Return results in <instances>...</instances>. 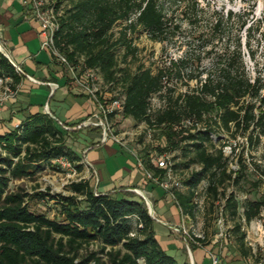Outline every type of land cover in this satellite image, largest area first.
Listing matches in <instances>:
<instances>
[{
  "label": "trees",
  "instance_id": "obj_1",
  "mask_svg": "<svg viewBox=\"0 0 264 264\" xmlns=\"http://www.w3.org/2000/svg\"><path fill=\"white\" fill-rule=\"evenodd\" d=\"M55 1L54 9L59 14L55 44L60 52L71 64H77L83 57L85 66L99 69L105 82H112L115 87L122 85L126 96L122 116L158 131L163 140V146L157 147L159 153L179 152L176 157L182 158V163L173 164V171L200 166L199 171H191L183 179V190H173L182 216L194 219L195 190L203 181L207 182L206 192L214 201L221 195L219 188L224 192L227 182L239 186L246 180L252 188L259 187L261 179L253 181L251 176L264 175V161H252L250 173L239 155L238 168L228 169L225 145L217 146L223 134L233 140L242 137L254 152L264 142V76L248 74L241 56L240 34L230 37L231 19L239 15L215 13L206 32L200 31L185 41L183 54L167 67L153 73L139 64L132 72L128 67H120L117 50L124 49V61L130 56L136 59L139 49L133 36L139 29L154 42L173 40L182 32L181 25L175 23L177 17L190 28L199 26L200 0ZM120 22L126 25L115 37L112 31ZM245 26L246 22L241 21L239 31ZM252 29V24L245 29L247 47ZM204 57L211 60L210 70L197 69ZM250 57L253 58L252 53ZM0 76L12 78L15 89L23 80V75L2 52ZM173 79L187 89L177 92L169 84ZM189 81H195V87L190 88ZM67 86L70 90L75 88L69 77ZM154 96L161 98L162 107L151 109L150 100ZM82 121L63 125L76 127ZM62 128L48 113L30 114L16 127L1 128L0 264H88L92 259L104 264L96 253L75 263L79 250L90 244L99 246L110 264H187L178 263L159 246L153 219L144 202L133 196L95 192L90 180L70 183V195L43 191L29 194L23 188L10 189L13 182L35 180L48 169H59L56 161L60 158L68 159L78 171L83 170L84 166L78 164L81 157L67 145L69 131ZM229 148L232 154L234 147ZM142 160L145 168L162 176L163 170L153 165L150 156ZM30 199L53 201L57 217L32 211ZM238 207L232 194L226 197L224 208L232 218L238 215ZM242 207V220L249 224L264 209V195L246 200ZM240 225L233 227L238 234L234 244L245 257L249 251L243 242L244 233H239ZM196 241L202 242L199 238Z\"/></svg>",
  "mask_w": 264,
  "mask_h": 264
},
{
  "label": "rangeland",
  "instance_id": "obj_2",
  "mask_svg": "<svg viewBox=\"0 0 264 264\" xmlns=\"http://www.w3.org/2000/svg\"><path fill=\"white\" fill-rule=\"evenodd\" d=\"M182 1L185 0H180V2ZM55 3L56 1L52 0L53 6H55ZM174 6L175 5H172L173 8H175ZM166 7L168 8L169 6L166 5ZM199 7L202 10L200 13V25L195 26V28H190L188 25H186L185 22L182 21L181 18L177 17L175 19V23L181 25V35L175 37L173 40H170L168 42L159 43L151 41L148 38L147 34L141 29H139L138 32L133 36L134 45H136V47L139 49L138 57L136 59H133L130 56L126 61H124V49L117 50V56L120 67H128L132 72H134L138 65L141 64L144 68H150L151 71L155 73L157 69L167 67L169 63L175 61V59H177L183 54V51L186 49V45L184 44L185 41L191 40L192 37L196 34L198 35V32L200 31L206 32V30L208 29V24L212 21V17L215 16V13L225 14L226 12H232L233 14L239 15V17L231 19L230 23H233V27L230 32V37L232 39V37L237 36L238 33L240 34V49L245 70L251 77H254L258 73L261 76H264V0H200ZM241 21H245L246 26L241 31H239L238 27ZM250 24H252L253 29L250 33L251 38L249 39V47H247L245 29ZM125 25L126 22H120L114 27L112 32L115 37L119 35V31ZM45 53L46 55H48V57H51L48 52ZM250 53H252L253 58L250 57ZM50 66L53 72L55 70L61 71L62 69V66L60 64L55 63L53 61L50 62ZM197 69L210 70V58L204 57L201 60L200 65L199 67H197ZM64 70L66 71L65 68ZM169 84L175 86L177 88V92H183L187 89L180 82H175L174 79L170 81ZM188 84L190 88H193L195 87L196 82L189 81ZM116 90L118 91V93H122V85L117 86ZM62 93H64L63 96ZM39 95V87H34V89L30 92L23 91L18 96V99L21 103L29 102V100L38 102V100L41 99ZM56 101L61 103L58 107H55ZM75 103L78 105L77 108L79 110L84 109L88 105L86 99L83 100V98H78L77 96H75V93H71L68 86L61 87L57 91L55 98L50 102V106L48 107V109L54 112V119L60 128H62V123L67 122V114L69 112H74L73 108L75 106ZM150 103L151 109L162 107L164 105L163 101L159 96L152 97ZM41 104L42 106L40 105L39 108L42 111H45L47 103H45L44 100ZM91 111L92 107L90 106L89 112ZM22 117V114L16 115L15 119L12 122L13 126L19 120H21ZM112 121L116 124L115 126L117 127V130L122 129L131 131L137 126V124L132 119L124 118L123 116L116 117L112 119ZM158 133V131L152 130L150 137H146L145 134H142L134 141L129 142L128 148L133 151L135 155L139 156L142 159L147 156H153L155 154H158L159 150L157 147L163 146V140L159 138ZM100 136L101 132L98 128L92 127L70 130L67 133V145L81 158H83L84 155L88 156L86 160L87 162L91 163L92 166H94V164L92 163L93 160H98L100 164H104L103 166L99 167L101 168V175H103V177L115 175L119 170L121 171L122 166L130 167L127 163L128 161L129 163L132 162L137 164L136 158L133 157V153L132 155L128 154L126 150H122V148L118 144H115L111 141L103 145L105 147L104 149L96 148L91 149L88 152V149L92 148L97 142L100 141ZM220 139L221 143L217 144V146L223 144L225 145V147L223 148V152L225 156L229 157L228 169L235 170L238 168L239 164L237 163V157L239 155H242L243 161L247 163V166L250 169V173H253L250 165L252 161H258L263 163V141L259 148L254 152L248 149L244 142V139L240 136L233 140L228 135L223 134ZM229 145H232V148L234 147V152L232 154H230L229 152ZM107 149H114L119 153H113L112 155H110L107 152ZM91 152H95V154H89ZM176 154L179 155V152L175 151V154H173L174 156L172 160L174 164L182 163V158H175L177 156ZM83 166L84 168L82 171H78L76 169V172H73V170H63L60 168L55 170L48 169L44 171L41 175H38L35 180H22L13 182L10 185V189L12 191H15L18 188H23L24 191L29 194H34L36 192L43 191L50 192L52 195H70V192L68 191V186L72 181L90 180L91 185L95 190L98 180L97 176H95L93 170L86 167L87 165L83 164ZM136 169L138 175H143L140 169ZM199 170L200 166L198 165H193L189 169L179 167L178 170L174 171V174L176 178L180 179V181L182 182L184 178L189 176L191 171ZM142 179L144 180V176H142ZM251 179L253 181L261 179L262 182L257 189L252 188L246 180H242L239 186H234L231 183L227 182V184H225L224 192H222L223 188H219L218 191L221 193V195L218 196L216 201L213 200L211 194L206 192V181L201 182L197 186L195 190L196 197L194 198V219H190L191 227L188 228L189 235L192 240L196 241L197 239L194 235H200L199 239H201L202 242L199 243L202 246H207L208 242L212 240V253L216 254L219 257V247L222 248V250L223 248H225L230 252L233 251V249L237 250V246L234 244V239L235 236H238V234L233 230L234 225L238 223L241 224L239 233H244V243L245 239H248L247 241H255L263 235L264 209H262L259 217L247 224V227H245L246 224L242 220L241 216V213L243 212L242 205L246 200H255L258 199L260 196L264 195V175H252ZM146 184H148L147 181ZM160 189L161 188L158 187L156 190L157 192H159V194ZM95 192L104 194L103 189L101 188L99 190L96 189ZM222 193H224L225 195L223 196ZM230 194L234 196L239 206L238 215L234 218H232V216L230 215L229 210H226V208H224L226 197ZM137 197L139 200L142 201L139 196ZM169 203H171V200L167 202L166 199H161V203L154 207V213L160 219L170 220L172 226L177 227L180 219L178 214H175L174 219H172V213L168 211ZM29 205L31 210L36 213L44 214L49 218L57 217V206L53 201H41L37 199H30ZM159 208L161 209V212L158 213ZM161 214L165 215L163 216ZM154 227L157 230V242L159 246L164 250L166 240L163 238L160 232L166 230L158 224H155ZM176 241L182 243L179 239H177ZM186 250L187 249L184 243H182V248L180 250L175 247H170L166 250V253L172 256L178 263L187 262V264H190ZM215 250L218 252H216ZM107 251H109V249ZM92 253L97 254V257L100 259L101 263L110 264L107 255L105 253L102 254L100 252V247L96 244L84 245V247L80 249L77 253L75 263H80L84 259L89 258ZM219 260H222V258L219 257ZM88 264L98 263L95 259H92Z\"/></svg>",
  "mask_w": 264,
  "mask_h": 264
},
{
  "label": "crops",
  "instance_id": "obj_3",
  "mask_svg": "<svg viewBox=\"0 0 264 264\" xmlns=\"http://www.w3.org/2000/svg\"><path fill=\"white\" fill-rule=\"evenodd\" d=\"M0 43L3 46L4 55L11 63L15 64L22 70L23 75V80L20 85H18L17 97L8 101L4 109L0 112L1 130V128L5 125L13 126L12 122L16 115L22 114L23 117L14 125L15 127L30 114L48 113L47 110L42 111L39 106H42L41 103H43L44 100L45 103H47L46 107L50 106V102L55 98L57 91L61 87L67 86L68 73L63 68L61 71L55 70L53 72V70H51L50 62L53 60L51 57H48L45 53L46 51L41 48L42 36L40 24L35 19L32 8L20 1L0 0ZM36 81H40L45 84H39ZM51 83L57 84L58 89L52 91L49 86ZM34 87H39V96L41 99L38 100V102L29 100V102L21 103L18 96L23 91H32ZM70 92L75 93V96L78 98H83V100L86 99L88 105L84 109L79 110L77 108L78 103L76 102L77 104L75 103L73 108L74 112H69L67 114L68 118L65 124L85 120L94 111V105L87 96L80 93L76 88H73ZM63 95L64 93H62V96ZM60 104V102L56 101L55 107H58ZM90 106L92 107L91 112H89ZM49 112L53 117L55 116L54 112L51 110H49ZM96 148L104 149L105 147L97 142L87 151L89 152V150ZM122 150H126L128 154L132 155V151L128 147L127 149ZM107 152L110 155L113 153H119L114 149H107ZM89 154L94 155L95 152H91ZM87 157L88 156L84 155L81 159L85 160ZM92 163L94 166L88 162L89 169L93 170V173L98 179L95 190H99L101 188L103 189L104 194H113L119 197L133 196L136 200L139 199L135 190H141L150 204V216L153 219L152 228L156 240L157 230L154 226L155 224H158L166 230L160 232L166 240V250L170 247H175L180 250L182 248V243H184L187 249L186 252L188 254L187 257H189L190 264H210L208 253H212V240L208 242L207 246H202L199 242L192 240L188 229L191 227L190 219H188L187 216L181 215L176 203L172 201L173 199L166 192L160 189L159 194V192L156 191L158 187L151 183L146 184V181L142 179L143 175L137 174L136 168H138V166L136 163H129L128 161L127 163L130 167L122 166L121 171L119 170L115 175H109V177H103V175H101L102 171L99 167L104 164H100L98 160H93ZM161 199H166L167 202L171 200V203L168 204V211L172 213V219H174L175 214H178L180 220L177 227H173L170 220H163L155 215L154 207L161 203ZM147 211L149 212L148 209ZM159 212H161L160 208L158 209V213ZM161 215L164 216L165 214ZM194 236L196 238H200V235ZM177 239H179L182 243L176 241ZM165 249L164 251L166 252ZM218 254L219 257L222 258V260H219V264H240L242 259V256L236 249H233V251L230 252L225 248L222 250V248L219 247Z\"/></svg>",
  "mask_w": 264,
  "mask_h": 264
},
{
  "label": "built area",
  "instance_id": "obj_4",
  "mask_svg": "<svg viewBox=\"0 0 264 264\" xmlns=\"http://www.w3.org/2000/svg\"><path fill=\"white\" fill-rule=\"evenodd\" d=\"M20 1L23 4L30 6L34 12L35 19L39 22L42 36V50L48 52L51 57L55 58L60 64L65 66L68 77L73 81L75 88L87 96L94 105V111L83 120L76 127L63 126L67 131L80 129V128H98L100 129L101 136L98 142L104 145L108 142L118 144L122 149H127L129 142L134 141L140 135L145 134L146 137H150L152 129H149L146 124L140 123L135 129L117 130L116 124L112 119L121 117L126 101L125 94L118 93L114 83L105 82L99 69L88 68L85 66L83 57L80 58L77 64H71L68 58L62 54L59 48L55 44V32L59 27L58 17L52 5V0H13ZM0 50L4 52L3 46L0 43ZM13 64V63H12ZM19 74H22V70L13 64ZM39 84H45L40 81H36ZM52 91L58 89V85L55 83L49 84ZM18 87H13V79L9 77L0 76V112L4 109L6 103L17 97ZM47 112L50 114L48 107ZM51 115V114H50ZM52 116V115H51ZM53 117V116H52ZM54 118V117H53ZM187 124H190L187 122ZM133 153V151H132ZM175 151H164L162 153L155 154L151 157V162L157 169L163 170V174L156 175L152 171L148 170L144 166L142 158L134 155L137 161L138 168L142 171L144 180L151 183L164 192H166L175 202L173 196V190H183L182 182L176 178L174 171L172 170L173 154ZM177 155V154H176ZM179 157H176L178 159ZM60 169H69L76 172L75 165L66 158H60L56 161ZM78 164H85L89 168L88 162L81 160ZM234 170V169H232ZM236 170V169H235ZM81 181V180H80ZM79 182V181H72ZM71 182V183H72ZM145 206L150 208V204L143 192L139 189L135 190ZM247 227V224L246 226ZM245 239V247L249 253L247 256L242 257L240 264H264V231L263 235L255 241H247ZM210 264H219V257L214 253H208Z\"/></svg>",
  "mask_w": 264,
  "mask_h": 264
},
{
  "label": "water",
  "instance_id": "obj_5",
  "mask_svg": "<svg viewBox=\"0 0 264 264\" xmlns=\"http://www.w3.org/2000/svg\"><path fill=\"white\" fill-rule=\"evenodd\" d=\"M0 52H2L1 50H0ZM3 53V52H2ZM4 54V53H3ZM49 114V113H48ZM50 115V114H49ZM148 214L150 215L151 214V210H150V208H149V212H148Z\"/></svg>",
  "mask_w": 264,
  "mask_h": 264
}]
</instances>
